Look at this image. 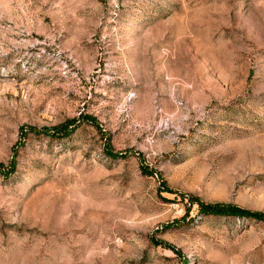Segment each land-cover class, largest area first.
<instances>
[{"label": "rangeland", "instance_id": "obj_1", "mask_svg": "<svg viewBox=\"0 0 264 264\" xmlns=\"http://www.w3.org/2000/svg\"><path fill=\"white\" fill-rule=\"evenodd\" d=\"M0 264H264V0H0Z\"/></svg>", "mask_w": 264, "mask_h": 264}]
</instances>
